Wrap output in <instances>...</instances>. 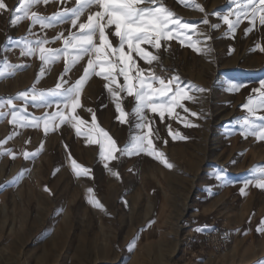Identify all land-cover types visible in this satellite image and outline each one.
I'll use <instances>...</instances> for the list:
<instances>
[{"label": "rangeland", "instance_id": "obj_1", "mask_svg": "<svg viewBox=\"0 0 264 264\" xmlns=\"http://www.w3.org/2000/svg\"><path fill=\"white\" fill-rule=\"evenodd\" d=\"M5 2L9 9L19 6V0ZM164 3L183 21L198 25L197 32H189V36L200 41L202 50L172 40L167 51L162 48L159 52L163 67L155 63L153 67L158 74L178 75L183 84L207 90L190 92L195 102L184 101L190 111L178 108V119L166 114L161 122L158 114L148 113L160 137L155 146L173 167L143 153H117L118 159L107 161L109 168L119 173L117 178L105 169L99 145L77 136L71 124L66 122L45 136L43 123L38 129L13 126L8 122L9 107L0 109L7 114L0 119V141L12 137L0 145V152L11 149L15 156L0 155V264H264V234L256 231L264 220V190L254 186L264 173L251 171L264 167V141L244 138L239 123L249 115L243 105L253 95L251 89L264 79V52L255 48L258 43L264 45V28L257 22L255 29L245 34L250 24L243 20L233 38L222 19L223 14L235 10L231 0H194L204 13L191 6L192 0ZM48 7L39 5L33 10L47 16ZM205 15L210 25L219 28L204 25ZM29 27L28 20L11 26L10 14L0 13V71L5 72L0 77L2 99L30 90L38 76L37 89H51L64 71L61 59L45 66L40 75L38 56L22 57L16 41L24 36L52 40L61 31L67 36L70 25L55 24L50 29L36 25L31 36ZM201 32L212 39L205 41ZM47 46L61 48L62 41ZM86 59L72 67L65 77L69 83L82 75ZM137 62L149 67L139 58ZM229 81L246 87L229 92ZM105 83L96 76L86 82L82 107L76 114L90 123L87 109H92L99 126L123 148L138 131L131 115L134 98L122 94L124 110L130 115L129 123L121 124ZM14 104L17 111L26 107L21 115L29 118L57 111L55 104L42 108L30 98L14 100ZM63 110L70 115V109ZM257 115H264V110H258ZM185 121L192 126L186 127ZM168 124L173 133H179L176 139L168 134ZM41 144L43 149L37 155L24 158L23 152L34 153ZM69 154L91 170L89 176H76ZM245 179H252L253 184L242 194ZM89 188L103 208L89 203ZM217 222L227 225L231 234L222 252L203 246L205 231ZM134 237V247H130Z\"/></svg>", "mask_w": 264, "mask_h": 264}, {"label": "snow or ice", "instance_id": "obj_2", "mask_svg": "<svg viewBox=\"0 0 264 264\" xmlns=\"http://www.w3.org/2000/svg\"><path fill=\"white\" fill-rule=\"evenodd\" d=\"M51 0H19V6L14 10L9 9L5 0H0V13L10 14V25L18 26L23 20L30 22L28 29L29 36L32 35V27L39 25L41 29H50L55 24L70 25L67 30L59 32L52 40L46 37H36L29 39L28 36L20 37L16 41L20 48L22 57H37L41 61L40 75L54 63L63 59L64 71L58 78V82L51 89L38 90L36 84L39 83V76L30 90L19 92L14 98H0V109L9 107L11 119L8 121L13 126L21 128L30 127L38 129L43 123L45 136L49 131H55L60 125L69 123L75 129L77 136H85L88 144L99 145V157L104 163L105 169L119 178L118 172H113L107 161L116 160V155H139L146 154L157 159L167 168L173 165L168 162L165 154L156 148L155 140H159L158 129L154 127L155 121L148 113L158 114L161 122L165 115L172 119H178V108L184 112L190 110L185 106L184 101L195 102V97L190 92H205L204 88H197L191 84H183L178 75L166 77L157 73L154 63L163 67V62L159 56L163 48L168 50V42L176 40L182 46L192 48L200 52L198 47L199 40L193 41L189 32L196 33L198 25L183 21L170 10L164 3V0H75L73 7H63L51 16L41 15L35 7L43 4L47 6ZM63 3V0H61ZM236 7L235 10H229L223 14L224 24L228 26L229 33L234 34L243 20H247L250 27L244 29L245 34L252 32L258 25L264 28V0H231ZM185 6H189L185 4ZM195 10L202 13L205 9L200 4L191 5ZM15 13H23L16 15ZM86 15V19L82 17ZM220 15L219 13H213ZM235 19H230L231 16ZM204 25L210 28H219L218 24H209L207 15L202 20ZM75 29V31H73ZM204 36L205 41L211 40V36L199 33ZM56 40L62 41L61 48H52L47 45ZM115 41V43L113 42ZM162 42H164L162 44ZM144 45L154 49L149 51ZM255 48L264 52V45L256 44ZM210 51V49H208ZM86 59L82 75L75 81L69 83L65 77L71 71L72 67ZM137 58L143 60L149 67L144 68L139 65ZM5 72L0 71V77H4ZM100 77L106 83L105 89L111 96L115 110L118 113L116 119L121 124L129 123V113L125 112L123 107L124 95L134 98V107L131 115L135 119L134 127L138 130L137 134L131 137L130 145L120 148L113 137L102 127L99 126L97 118L92 109H87L91 113V122L82 119L76 114V110L82 107L81 96L86 82L92 77ZM122 77L123 83H120ZM245 84L240 82H228L227 91L239 92ZM253 95L248 97V102L243 105L248 114L241 121V135L244 138L248 136L255 137L258 141H264V115H257L258 110H264V79L259 81V87L251 89ZM31 99L37 106L42 108H51L56 105L57 111L51 114L45 112L43 116L21 115V111H26V107L21 111L16 110L14 100ZM50 98H54L51 99ZM63 105V108L60 106ZM63 109H70V115H66ZM6 113L0 111V119ZM192 116H198L196 112H191ZM58 118V123H56ZM84 126H87L86 128ZM185 126H192L189 121H185ZM168 134L176 139L179 133H173L170 124L166 125ZM83 129V130H82ZM0 141V145L7 144V140ZM183 138V137H180ZM167 144V141H164ZM43 149V144L34 153L23 152L25 159L35 156ZM0 155L15 156L11 149H4ZM72 171L76 176H89L91 170L81 166L77 161L71 158ZM252 172L259 171L264 173V167L254 168ZM221 179L222 177H217ZM244 187L240 189L242 194H246L245 189L253 184L252 179L243 181ZM254 186L264 190V177L257 178ZM47 191V189H45ZM91 194L89 203L103 208V205L95 199L93 189L87 190ZM197 231L201 229L197 228ZM256 231L264 234V220H261ZM130 242V247H134V241Z\"/></svg>", "mask_w": 264, "mask_h": 264}, {"label": "built area", "instance_id": "obj_3", "mask_svg": "<svg viewBox=\"0 0 264 264\" xmlns=\"http://www.w3.org/2000/svg\"><path fill=\"white\" fill-rule=\"evenodd\" d=\"M159 74L166 77L174 76L171 74L168 75V73L167 74L159 73ZM230 236L231 234L229 227L225 224L217 222L211 229L205 231L203 237V246L206 245L207 247L221 251L227 245Z\"/></svg>", "mask_w": 264, "mask_h": 264}, {"label": "crops", "instance_id": "obj_4", "mask_svg": "<svg viewBox=\"0 0 264 264\" xmlns=\"http://www.w3.org/2000/svg\"><path fill=\"white\" fill-rule=\"evenodd\" d=\"M41 5H43V4H41ZM74 5H75V0H73V1L63 0V3H61V0H51V2L47 5L49 7L47 9H45L46 15L51 16L56 11L62 10L63 7H73ZM86 15H87V13L85 14L84 17H82V19H86ZM85 63L86 62H84V64Z\"/></svg>", "mask_w": 264, "mask_h": 264}, {"label": "bare ground", "instance_id": "obj_5", "mask_svg": "<svg viewBox=\"0 0 264 264\" xmlns=\"http://www.w3.org/2000/svg\"><path fill=\"white\" fill-rule=\"evenodd\" d=\"M219 252H222V251H219Z\"/></svg>", "mask_w": 264, "mask_h": 264}]
</instances>
